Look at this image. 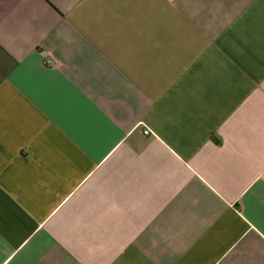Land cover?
Returning <instances> with one entry per match:
<instances>
[{
    "label": "crops",
    "instance_id": "obj_1",
    "mask_svg": "<svg viewBox=\"0 0 264 264\" xmlns=\"http://www.w3.org/2000/svg\"><path fill=\"white\" fill-rule=\"evenodd\" d=\"M0 264H264V0H0Z\"/></svg>",
    "mask_w": 264,
    "mask_h": 264
},
{
    "label": "built area",
    "instance_id": "obj_2",
    "mask_svg": "<svg viewBox=\"0 0 264 264\" xmlns=\"http://www.w3.org/2000/svg\"><path fill=\"white\" fill-rule=\"evenodd\" d=\"M145 133H146V134H149L150 132H149V130H145Z\"/></svg>",
    "mask_w": 264,
    "mask_h": 264
}]
</instances>
